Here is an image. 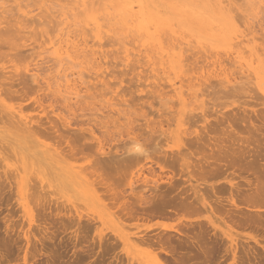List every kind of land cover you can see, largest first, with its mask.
<instances>
[{
  "label": "rangeland",
  "instance_id": "1",
  "mask_svg": "<svg viewBox=\"0 0 264 264\" xmlns=\"http://www.w3.org/2000/svg\"><path fill=\"white\" fill-rule=\"evenodd\" d=\"M128 1L0 0V176L5 171L0 177V264H23L25 258L28 264H158L160 260L166 264H237L228 247L230 234L238 245V256L243 248L239 258L244 260L239 259L238 264H264V0H258L262 6L259 10L255 9L257 0L228 1L227 10H231L227 14L215 8L214 0H131L156 24L173 26L174 33L168 28L157 34L178 46L180 60L176 62L183 66V73L178 75L185 78L180 79L183 83L188 79L182 88L184 101L171 87L170 73L160 71L153 63L158 59L143 57L142 44L148 42L138 31H108L115 25L112 23L123 28L125 20L130 19ZM193 7H201L208 16H193ZM228 15L235 17L232 28L215 23L229 21ZM97 16H102L105 23L102 40L91 30ZM67 19L79 25L71 26L70 31L82 47L77 52L81 65L75 71H79L76 78L82 76L78 80L84 96L72 102L55 91L54 83V88L47 89L46 85L56 81L59 66L51 53L58 41L56 34H61L59 28L66 27ZM202 21L205 25L200 24ZM81 27L87 33L83 37ZM234 34L239 37L234 38ZM39 43L42 48H38ZM40 50L45 51L42 57L38 56L40 52L35 54ZM14 51L24 57L19 58ZM82 61H86L84 67ZM15 62L23 76L13 72L11 64ZM199 73L206 75L200 79ZM189 79L195 81L190 83ZM182 131L187 134L182 136V153L177 154L174 137ZM131 137L145 143L141 157L130 149ZM41 146L48 154L39 150ZM44 154L46 159H41ZM80 166L93 169L91 174L97 172L89 179L90 170L84 171L88 180L100 174V180L108 184L99 180L95 185L97 179L88 185V191L77 186L65 170H57ZM150 168L156 169L155 175ZM150 179L160 180L151 183ZM114 191L119 196L129 194L127 198L136 207L133 212L120 208ZM135 192L146 195L150 204L138 203L141 200ZM232 200L240 205H233ZM181 201L192 202L194 207L176 208ZM243 212L259 213L260 223L238 225L240 217L245 219ZM196 221H202L201 226ZM26 232L32 233L27 244ZM166 233L170 240L173 236L168 243ZM140 236L144 239L138 241Z\"/></svg>",
  "mask_w": 264,
  "mask_h": 264
},
{
  "label": "bare ground",
  "instance_id": "2",
  "mask_svg": "<svg viewBox=\"0 0 264 264\" xmlns=\"http://www.w3.org/2000/svg\"><path fill=\"white\" fill-rule=\"evenodd\" d=\"M179 1V0H178ZM184 1H186V0H181L180 2H184ZM214 1H216L215 3L217 4V6L215 7L220 13H222V14H227V12H228V10H227V5H226V3L228 2V1H231V0H214ZM237 1H239V0H237ZM248 1V0H247ZM263 1V0H262ZM122 2V1H121ZM236 2V1H235ZM257 2H258V0H257ZM244 3H246V2H244ZM248 3V2H247ZM214 4V3H213ZM126 5H127V8L129 9L130 8V12H131V17H130V19H127V20H125L126 22H125V25H124V27L123 28H121V27H117V26H115L116 25V23L117 22H115V23H112V24H115V25H113V27H111V28H109L108 29V31L110 32V33H112V32H115L116 34H119L120 32H123V31H130V33H131V31H133V30H136V31H138L139 33H140V38H145V40H144V42H148L147 44H145V43H143L142 44V47H144L143 49H142V55H144L143 57L145 58V57H148V58H150L151 57V60H155V59H158L157 61H153V63L155 64V65H157V68L160 70V71H162V72H169L170 73V76H172L173 77V83H172V88H173V90L176 92V94L178 95V98L179 99H181V100H185V98H183V95L185 96V94H184V92L182 91V88H183V84L184 83H186L187 82V80H184V81H186V82H182L180 79L182 78V77H179V75L178 74H180V73H183V71H181V68L183 67L181 64H182V62H181V64H179V63H177L176 61H178V59L180 58V55L178 54H176V49L178 48V46L177 47H174V44H173V42H172V40L171 39H169L168 38V40H169V42L167 41V38H166V36H165V38L162 36V38H163V40L161 39V36H160V34H157V33H160V31H162L163 29L166 31V30H168V28H170L169 30L170 31H174V29H173V26L171 25V24H168V23H165V25L167 26V28L166 27H164V26H161V25H159V24H156V21L155 20H152V18L151 17H148L146 14H145V12H143L142 10L143 9H140V6L138 5V3H134V2H131V0L130 1H128L127 3H126ZM224 5H226V6H224ZM239 5V4H238ZM251 5V7H252V4H250ZM254 5H255V3H254ZM254 5H253V7H254ZM261 5H264V4H261ZM121 6H122V4H121ZM125 6V5H124ZM124 6H122V7H124ZM241 7V6H240ZM260 7H262V6H259V2H258V5L256 4L255 5V9L257 8L258 10L260 9ZM125 8H126V6L124 7V10H125ZM126 8V9H127ZM196 8H198V7H196ZM201 8V7H200ZM200 8L198 9V10H196V9H194V7H193V10L192 9H190V13L193 15V16H199V17H201V15H203L204 16V14L206 15V16H208L207 14H206V12H204V14H203V12H202V10H200ZM122 9V8H121ZM245 9H246V7H245ZM256 9V10H257ZM262 9V8H261ZM264 9V8H263ZM262 9V10H263ZM123 10V9H122ZM225 10H227V11H225ZM231 10V9H230ZM230 10H229V12L228 13H230ZM248 9H246V11H247ZM184 11V10H183ZM215 11V10H214ZM217 11V12H218ZM233 11V10H232ZM236 11V10H235ZM249 11V10H248ZM234 12V11H233ZM52 13V12H51ZM67 13V12H66ZM189 13V12H188ZM220 13H218V14H220ZM256 13V12H255ZM111 14V13H110ZM126 14V13H125ZM251 14V13H250ZM259 14V13H258ZM261 14V13H260ZM50 15V14H49ZM96 15V14H95ZM124 15V14H123ZM213 15V14H212ZM46 16L48 17V15L46 14ZM58 16V15H57ZM99 16V15H98ZM96 17V18H94L92 21V28H91V30H92V32H94L95 33V36L96 37H98L99 38V40H102L103 39V37L105 36V35H103V32H105V30H104V27H105V23H104V21L102 22L101 21V17L102 16H100V17ZM108 16V15H107ZM106 16V17H107ZM136 16V17H135ZM186 16V15H185ZM229 16V15H228ZM232 17H233V15H231ZM231 16H229V21H224V22H220V21H215V23L216 24H218V23H221V25H224L225 27H227V28H232V26L234 25V18L235 17H231ZM238 16V15H237ZM253 16H254V14H253ZM256 16V15H255ZM254 16V17H255ZM259 16V15H258ZM51 17V16H50ZM70 17H72V16H70ZM123 17V16H122ZM129 17V16H128ZM227 17V16H226ZM254 17H252V18H254ZM257 17V16H256ZM49 18V17H48ZM74 18V17H73ZM109 18V17H108ZM127 18V17H126ZM187 18H188V16H187ZM190 18V17H189ZM207 18V17H206ZM261 18V17H260ZM65 19V18H64ZM71 19V18H70ZM75 19V21H76V18H74ZM196 19H198V18H196ZM52 20H54V19H52ZM52 20H50V21H52ZM109 20H110V18H109ZM108 20V21H109ZM189 20V19H188ZM200 20V19H199ZM198 20V21H199ZM255 20V19H254ZM253 20V21H254ZM60 21V20H59ZM58 21V22H59ZM66 22H67V25H66V27H63V28H59V32H61V34H56L57 36H58V38H57V42L54 40V38H53V40L57 43H55L54 42V44H56V46L54 45L53 46V50H52V52L53 53H51V52H49V53H51V54H55V56H56V61H57V64H58V66L59 67H57L58 68V70H57V74H56V78H54V80L56 79V81H52V82H50V81H48V84H46L47 85V89H48V87H52L53 86V83H54V85H56L57 86V89L55 90V91H58V92H60V93H63L62 95H64L65 94V96H64V100L66 101V99H68L70 102H72L71 101V99H75V98H79V99H81L84 95H81V94H84V93H82L83 92V88H80V85H81V83H80V81L78 80V78H80L81 79V75L79 74V76H78V78H76V76H77V73L79 72V71H75V68L76 69H78V66L79 65H81V63H79L78 62V58L81 56V54H78L77 52L82 48L81 46V48L79 47V44L77 43V42H75V37L74 36H72V32L70 31V28H71V26H72V28L74 27L73 25H75V26H77L75 23L76 22H74V23H72V22H68L69 20L67 19V20H65ZM64 21V22H65ZM111 21V20H110ZM116 21H118V20H116ZM55 22V21H54ZM58 22H57V24H58ZM123 22V21H122ZM10 23V22H9ZM51 23V22H50ZM60 23V22H59ZM78 23V22H77ZM110 23V24H111ZM120 23V22H119ZM256 23V22H255ZM66 24V23H65ZM91 24V23H90ZM200 24H203V25H205V23L202 21ZM59 25V24H58ZM81 25V24H80ZM108 25V24H107ZM117 25H118V23H117ZM122 25V24H121ZM57 26V25H56ZM60 26V25H59ZM111 26V25H110ZM115 26V27H114ZM77 27H79V25L77 26ZM85 27V26H84ZM107 27V26H106ZM224 27V28H225ZM18 28V27H17ZM71 28V29H72ZM222 28H223V26H222ZM4 29V28H3ZM9 29H11V28H9L8 27V30ZM18 29H20V28H18ZM81 31H80V35L82 36V35H84L86 32H84L83 31V27H81ZM221 29V28H220ZM236 29L237 28H234L233 27V30L234 31H236ZM11 30H13V29H11ZM85 30V29H84ZM222 30H224V29H222ZM225 30H227V29H225ZM75 31V30H74ZM1 32V31H0ZM9 32V31H8ZM11 32H13V31H11ZM76 32H78V31H76ZM177 32H178V30H177ZM181 32V31H180ZM13 33H15V32H13ZM18 33H19V30H18ZM129 33V32H128ZM174 33V32H173ZM175 33H176V30H175ZM20 34V33H19ZM33 34L34 35H36L34 32H33ZM75 34V33H74ZM87 34V33H86ZM156 34H157V36H156ZM163 34H164V32H163ZM168 34V33H167ZM181 34H182V32H181ZM14 35L15 34H13L12 36L14 37ZM56 35H53V36H56ZM60 35V36H59ZM79 35V36H80ZM120 35H122V34H120ZM164 35H166V34H164ZM178 35L180 36V33H178ZM188 35V34H187ZM235 35V34H234ZM237 35V34H236ZM235 35V36H236ZM17 36V35H16ZM56 36V37H57ZM77 36V35H76ZM124 36H125V34H124ZM177 36V35H176ZM178 36V37H179ZM233 36V35H232ZM234 36V38H238L239 37V35H237L236 37ZM19 37H20V35H19ZM21 37H23V35L21 36ZM55 37V38H56ZM83 37V36H82ZM122 37V36H121ZM173 37V36H172ZM171 37V38H172ZM12 38V37H11ZM24 38H26V37H24ZM35 38H37L36 36H35ZM15 39H20V38H15ZM23 39V38H22ZM82 39V38H81ZM134 39V38H133ZM233 39V38H232ZM12 40H14L13 38H12ZM24 40V39H23ZM34 40H36V41H38L39 39H34ZM53 40H50V44L51 43H53L52 41ZM84 39H82V41H83ZM179 40V39H178ZM177 40V41H178ZM20 41V40H19ZM18 41V42H19ZM27 41V40H26ZM45 41V40H44ZM81 41V40H80ZM97 41V40H96ZM138 41V40H137ZM141 41L142 40H140V41H138V42H140L141 43ZM166 41V42H165ZM176 41V40H175ZM16 42V41H15ZM131 42V41H130ZM178 42H180V41H178ZM194 42V41H193ZM21 43V42H20ZM37 43V42H36ZM42 44H44L43 42H41ZM41 43H39L38 44V48H40L41 47ZM46 43V42H45ZM80 43V42H79ZM83 43V42H82ZM81 43V44H82ZM84 43H85V45H87V43H86V40H84ZM181 43V42H180ZM29 44V43H28ZM33 44V43H32ZM186 44V43H185ZM207 44V43H206ZM242 44V43H241ZM14 46H15V43L13 44ZM20 45V44H19ZM23 45H25L24 43H23ZM34 45H36L37 46V44H34ZM21 46H22V44H21ZM20 46V48H23V47H21ZM29 46V45H28ZM43 46V45H42ZM52 46V45H51ZM50 46V47H51ZM88 46H91V45H89L88 44ZM96 46V45H95ZM26 47V46H25ZM25 47L23 48V49H25ZM35 47V46H34ZM33 47V48H34ZM123 47V46H122ZM197 47V46H196ZM236 47H239L238 45L236 46ZM242 47V46H241ZM42 48V47H41ZM44 48V47H43ZM47 48V47H46ZM83 48H85V47H83ZM186 48V47H185ZM205 48V47H204ZM14 49V48H13ZM17 49V48H16ZM50 49V48H49ZM91 49H93V48H91ZM183 49H184V47H183ZM186 49H189V48H186ZM186 49H185V51H186ZM228 49V48H227ZM34 50V49H33ZM36 50V49H35ZM43 50V49H42ZM86 49H82V52H84ZM120 50V49H119ZM192 50V49H191ZM243 50V49H242ZM37 51V50H36ZM90 51H92V50H90ZM130 51V50H129ZM190 51V50H189ZM193 51V50H192ZM232 51V50H231ZM230 51V52H231ZM15 52V51H14ZM32 52V51H31ZM40 52V54H38ZM41 52H43V51H38L37 53H35V54H38V56H41L42 57V54H45V51L43 52V53H41ZM47 52V51H46ZM87 52V51H86ZM96 52H98V51H96ZM120 52V51H119ZM188 52V51H187ZM186 52V53H187ZM200 52V51H199ZM224 52V51H223ZM242 52V51H241ZM15 53H17V52H15ZM28 53V52H27ZM33 53V52H32ZM129 53V52H128ZM186 53H184V51H183V54H186ZM225 53V52H224ZM244 53V52H243ZM254 53V52H253ZM9 54V53H8ZM11 54H12V52H11ZM99 54V53H98ZM133 54V53H132ZM195 54H198V52L197 53H195ZM246 54V53H245ZM16 55V54H15ZM17 55H18V57L19 58H22V56H23V54H21L22 56H19V54L17 53ZM91 55V54H90ZM102 55V54H101ZM128 55H130V54H128ZM140 55V54H139ZM213 55H215V52H214V54H212V56ZM13 56V55H12ZM84 56V58H85V55H83ZM87 56V55H86ZM133 56V55H132ZM188 56V55H187ZM187 56H185V57H187ZM193 56H195V55H193ZM197 56V55H196ZM203 56V55H202ZM207 56V55H206ZM225 56V55H224ZM10 57V56H9ZM15 57H17V56H15ZM24 57V56H23ZM36 57V56H35ZM53 57V56H52ZM96 57V56H95ZM99 57V56H98ZM178 57V58H177ZM204 57H205V54H204ZM208 57V56H207ZM215 57H216V55L214 56V59H215ZM19 58H17V60L19 59ZM189 58H191V59H193V57H190L189 56ZM209 58H211L212 59V57H209ZM11 59V58H10ZM14 59V57L12 58V60ZM32 59H34V58H32ZM100 59V58H99ZM187 59V58H186ZM186 59H185V61H186ZM190 59V60H191ZM213 59V60H214ZM16 60V59H15ZM24 60V59H23ZM22 59L20 60V62H22L23 61ZM35 60V59H34ZM54 60V59H53ZM81 60V59H80ZM84 60H86V59H84ZM83 60V61H84ZM101 60V59H100ZM147 60H149V59H147ZM180 60V59H179ZM254 60V59H253ZM14 61V60H13ZM19 61V60H18ZM82 61V62H83ZM88 61V60H87ZM92 61V60H91ZM131 61H132V59H131ZM135 61V60H134ZM182 61V60H181ZM189 61V59L187 60V62ZM201 61V60H200ZM199 61V64L201 65L202 63ZM222 61V60H221ZM224 61V60H223ZM12 62V61H11ZM102 62V61H101ZM150 62V61H149ZM186 62V63H187ZM208 62V61H207ZM242 62V61H241ZM9 63V62H8ZM84 63L86 64V61L85 62H83V67H84ZM87 63H89V62H87ZM100 63V62H99ZM193 63H194V61H193ZM204 63H205V60H204ZM204 63H203V66L205 67V65H204ZM210 63V62H209ZM217 64V62H214L213 64ZM221 63V62H220ZM223 63V62H222ZM15 64L16 65H14V63L13 64H11V65H13L12 67L14 68H12L13 69V72H19L21 69L17 66L18 64L15 62ZM22 64H23V62H22ZM131 64V63H130ZM195 64V63H194ZM193 64V65H194ZM219 64V63H218ZM252 65H253V62L251 63ZM186 66H187V64H185ZM199 65V66H200ZM16 68H15V67ZM86 66V65H85ZM97 66V65H96ZM198 66V65H197ZM208 66H212V64L210 63V65H208ZM217 66V65H216ZM221 66L222 65H220L219 66V68H221ZM9 67V66H8ZM25 68H27V66H24ZM92 67V66H91ZM191 67V66H190ZM195 67V68H194ZM194 67H192V68H194V70L197 68L196 66H194ZM201 67H202V65H201ZM207 67V66H206ZM9 68H11V67H9ZM102 68V67H101ZM192 68H191V70H192ZM210 68V67H209ZM248 68V67H247ZM20 69V70H19ZM89 69H90V66H89ZM88 69V70H89ZM93 69V68H92ZM92 69H90L91 71H92ZM153 69H154V67H153ZM199 69H201V68H198V70L197 71H201V70H199ZM207 69H208V67H207ZM206 69V71H208ZM15 70H17V71H15ZM28 70V69H27ZM29 70H32L33 71V69H30L29 68ZM28 70V71H29ZM186 70H189L188 68L187 69H185V71ZM189 71L188 73L190 74V72H192V71ZM56 71V70H55ZM95 71V70H94ZM215 72H216V70H214ZM34 72H35V70H34ZM37 72V71H36ZM38 72H40V71H38ZM46 72V71H45ZM202 72V71H201ZM256 72V71H255ZM19 73H21V75H22V71L21 72H19ZM218 73H219V71H218ZM227 73V72H226ZM233 73V72H232ZM6 74V73H5ZM84 74H85V72H84ZM94 74V73H93ZM101 74V73H100ZM25 75V74H24ZM97 75V74H96ZM206 75V74H205ZM203 73L202 74H198L197 76L200 78V77H204L205 76ZM208 75V74H207ZM246 75V74H245ZM251 75V74H250ZM10 76V75H9ZM8 76V78H11V79H13L14 77L13 76H11V77H9ZM23 76V75H22ZM193 76V75H192ZM251 76H253V75H251ZM7 77V76H6ZM13 77V78H12ZM26 77V76H25ZM24 77V78H25ZM32 77H36V75L34 76V75H32ZM85 77V76H84ZM89 77V76H88ZM96 77V76H95ZM101 77V76H100ZM166 79L169 77V76H167L166 74H165V76H164ZM172 77H170V78H172ZM246 77H247V75H246ZM98 78V77H97ZM159 78H163V77H159ZM164 78V79H165ZM222 78V77H221ZM253 78V77H252ZM27 79V77L25 78V80ZM164 79H163V81H164ZM169 79V78H168ZM182 79H185V78H182ZM193 79H195V76L193 77ZM193 79H189L190 80V83L191 82H193V81H195V80H193ZM201 79V78H200ZM199 79V80H200ZM225 79V78H224ZM229 80H227L229 83H230V79L231 78H228ZM235 79V78H234ZM10 80V79H9ZM36 80H37V77H36ZM53 80V79H52ZM222 80V79H221ZM240 80V79H239ZM253 80V79H252ZM14 81V80H13ZM19 81V80H18ZM158 81H160V80H158ZM233 81V80H232ZM10 82V81H9ZM38 82V81H37ZM46 82V81H45ZM164 82H167V80H165ZM226 82V81H225ZM240 82H241V80H240ZM10 83H15V82H10ZM10 83H8L9 85H12V84H10ZM83 83V82H82ZM158 83H160V82H158ZM168 83V82H167ZM235 83V82H234ZM233 83V84H234ZM237 83V82H236ZM18 84H20L19 82H18ZM36 84V83H35ZM26 85V84H25ZM37 85H39V84H36V86ZM44 85V84H43ZM43 85H41L42 87H43ZM45 85V86H46ZM193 84H191V86H192ZM197 85V84H196ZM232 85V84H231ZM13 86H14V84H13ZM15 86H16V83H15ZM26 86H29V85H26ZM31 86H33V85H31ZM185 86H189V85H185ZM191 86H190V88L189 89H192L191 88ZM34 87H35V85H34ZM33 87V88H34ZM38 87H40V86H38ZM55 87V86H54ZM54 87H52V88H54ZM84 87H86L85 85H84ZM159 87V86H158ZM164 87V86H163ZM10 88H11V86H10ZM36 88V87H35ZM87 88V87H86ZM90 88V87H89ZM155 88V87H154ZM37 89L38 88H36V91H37ZM160 89V88H159ZM166 89H168V86H167V88ZM23 90V89H22ZM25 90V89H24ZM54 90V89H53ZM163 90V89H162ZM172 90V89H171ZM87 91H88V89H87ZM159 91H161V89L159 90ZM164 93H166V90L164 89ZM186 91V90H185ZM170 92V91H169ZM163 93V94H164ZM171 93H172V91H171ZM188 93V92H187ZM57 94V93H56ZM90 95H91V93H89ZM161 94V93H160ZM170 93H167V95H169ZM165 95V94H164ZM175 95V94H174ZM187 95H190V94H187ZM82 96V97H81ZM158 96V95H157ZM170 96V95H169ZM39 97V96H38ZM37 97V98H38ZM63 97V96H62ZM43 98V97H42ZM159 98V97H158ZM165 98V97H164ZM36 99V98H35ZM165 99H167V98H165ZM38 100H40V99H38ZM67 100V101H68ZM121 100V99H120ZM75 101V100H74ZM79 101V100H78ZM39 102V101H38ZM174 102V101H173ZM40 103V102H39ZM45 103V102H44ZM38 104V103H37ZM43 104V103H42ZM41 104V106H43V111H47V109H46V106L44 107V104L42 105ZM77 104V103H76ZM121 104V103H120ZM40 105V104H39ZM46 105V104H45ZM49 105V104H48ZM51 106V105H50ZM65 106V105H64ZM52 107V106H51ZM169 109V108H168ZM53 110H55V109H53ZM52 110V112L54 113V111ZM127 110V109H126ZM122 111V110H121ZM41 113V112H40ZM56 113V112H55ZM173 114H174V112H173ZM39 117V116H38ZM37 117V118H38ZM41 117V116H40ZM48 117V116H47ZM172 117V116H171ZM174 117V116H173ZM44 118V117H43ZM175 118V117H174ZM52 119H54V117L52 118ZM55 121V120H54ZM57 123V122H56ZM169 123H171V122H169ZM179 129V126H177V129L176 130H178ZM3 134H4V132H2ZM122 133V132H121ZM129 134V133H128ZM184 134H187L186 133V131H182V133H179V135H176L175 137H174V142H175V148H174V151L178 154V153H182V152H180V145H181V143L183 142V138H182V136L184 135ZM5 135V134H4ZM131 136V135H130ZM8 137V136H7ZM7 137H5L6 139H7ZM132 138V141L130 142V143H132L133 144V147H131L130 149L131 150H133V151H135V148H136V146L137 145H139L143 150L141 151V152H135V153H133V154H135V155H138L139 157H141L140 155H139V153L141 154V155H143L144 153H145V147L143 148V146L145 145V143L144 144H142L143 142H141V140L140 139H138V137H131ZM131 140V139H130ZM98 142H99V140H98ZM141 142V143H140ZM184 143V142H183ZM182 143V144H183ZM98 145V144H97ZM184 145V144H183ZM105 146V145H104ZM183 146H181V148H182ZM100 148H102V147H100ZM185 148V147H184ZM39 150H41V152H46V150H47V148L45 147V146H41L40 147V149ZM47 154H48V151L46 152ZM45 153V154H46ZM138 153V154H137ZM38 154H40V153H38ZM44 154V156H42L41 157V159L42 158H44V159H46V155ZM133 154H130V155H132L131 156V158L133 157ZM126 157V156H125ZM139 157H137V160H138V158ZM34 158H36V157H34ZM47 158L49 159V157H48V155H47ZM86 158V157H85ZM39 159V158H38ZM84 159V158H83ZM87 159V158H86ZM128 159V158H127ZM79 160V159H78ZM35 161H36V159H35ZM40 161V163L41 164H43L42 162H41V160H39ZM47 161H50V160H47ZM129 161V160H128ZM131 161V160H130ZM133 161V160H132ZM131 161V162H132ZM28 162V161H27ZM134 162V161H133ZM80 163V162H79ZM93 163V162H92ZM28 164H30V162H28ZM88 164V163H87ZM37 165V164H36ZM77 165V164H76ZM88 165H90V164H88ZM93 165H94V163H93ZM96 165V164H95ZM41 166V165H40ZM49 166V165H48ZM47 165H45V167H46V169H48L49 167H51V166H49L48 167ZM86 166V165H85ZM92 166V165H91ZM97 166V165H96ZM95 166V167H96ZM18 167H20V166H18ZM17 167V168H18ZM42 167V166H41ZM44 167V166H43ZM48 167V168H47ZM81 167V169H76V170H74V168H68V167H64V168H61V167H59V169H57V170H60V169H62V172L64 171V173H68V174H70L72 177V181L73 182H75L76 184H77V186H81V187H83L85 190L87 189L88 191H90V189L88 188V185L90 184V183H92V184H94L95 183V181H96V183H95V185L97 184V182H99V180H100V178L99 177H101L102 175H98V177H96L97 179H93V180H88V177L84 174L85 172L84 171H89L90 172V174L89 173H86L87 175L89 174V179H90V177H93L92 175H96L97 174V172L95 173V174H91V171H93V169H87V170H85V169H82V167L83 166H80ZM90 167V166H89ZM95 167H90V168H95ZM0 168H1V166H0ZM14 168V167H13ZM79 168V167H78ZM88 168V167H87ZM97 168V167H96ZM11 169V168H10ZM51 169H52V167H51ZM98 169V168H97ZM151 169V173H154V175H155V171L154 170H156V169H154V170H152V168H150ZM161 169H163V168H161ZM15 170V169H14ZM17 170V169H16ZM28 170H29V168H28ZM21 171V170H20ZM35 171V169L33 170V172ZM87 171V172H88ZM32 172V173H33ZM54 172V171H53ZM100 172H101V170H100ZM99 172V173H100ZM1 173V172H0ZM4 173H5V171L4 172H2V176H4ZM6 173H8V172H6ZM13 173V172H12ZM17 173V172H16ZM35 173V172H34ZM94 173V172H93ZM30 174V173H29ZM37 174V173H36ZM103 174V173H102ZM148 174H150V173H148ZM157 175V174H156ZM162 174H160L159 176H161ZM2 176H0V177H2ZM30 176V175H29ZM53 176V175H52ZM6 177V176H5ZM34 177H37V176H34ZM33 177V178H34ZM103 177V176H102ZM163 177V176H162ZM8 178V177H7ZM19 178V177H18ZM28 178V177H27ZM31 178H32V176H31ZM30 177H29V179H31ZM32 178V179H33ZM147 178H149V177H147ZM146 178V179H147ZM153 178H154V176H153ZM159 178H161V177H159ZM168 178V177H167ZM36 179V178H35ZM57 179H59V178H57ZM102 180H103V178H101ZM162 179V178H161ZM41 180V179H40ZM102 180H100V181H102ZM143 180V179H142ZM151 180V183L152 182H158L160 179H155V180H153V179H150ZM10 181V180H9ZM19 181V180H18ZM36 181V180H35ZM39 181V179L37 180V182ZM144 181H145V179H144ZM144 181H142V182H144ZM145 182H147V181H145ZM163 182V181H162ZM12 183L13 184H15V183H17V181L16 182H14V181H12ZM33 183V182H32ZM35 183V182H34ZM100 183H102V184H108V183H105V181H104V183H103V181L102 182H100ZM160 183V182H159ZM2 184V183H1ZM37 184L38 183H36L35 185L37 186ZM57 184V183H56ZM134 184V183H133ZM146 184V183H145ZM147 184H150V183H147ZM4 185V184H3ZM109 185H110V183H109ZM136 185V184H135ZM7 186V185H6ZM9 186V185H8ZM23 186V185H22ZM39 186V185H38ZM58 186V185H57ZM73 186V185H72ZM132 186V185H131ZM134 186V185H133ZM132 186V188L134 189V187L136 188V186H134L133 187ZM1 187V186H0ZM24 187V186H23ZM110 187V186H109ZM138 187V186H137ZM142 187V186H141ZM4 188H5V186H4ZM10 188V187H9ZM98 188V187H97ZM112 188V187H111ZM110 188V189H111ZM2 190H3V186H2V188H1ZM23 189V188H22ZM107 189V188H106ZM115 189V188H114ZM131 189V188H130ZM13 190H14V187H13ZM108 190V189H107ZM135 191H136V189H134ZM30 191V190H29ZM118 191V190H117ZM140 191V190H139ZM57 192V191H56ZM111 192H112V189H111ZM111 192L109 193V194H111ZM119 192V191H118ZM125 192V191H124ZM93 194H94V192H92ZM117 192H115L114 191V200H116L117 201V203H118V205H120V208L122 209V210H124V211H127V212H129V214L131 213V212H133L134 211V209L136 208V207H134L135 205H133V202L131 203V201L132 200H130L129 201V199H130V197L129 198H127V196L129 195V194H127V196L125 197V196H123L124 194H121V196H119V194L117 195L116 194ZM140 193V192H139ZM25 194V193H24ZM28 194V193H27ZM108 194V195H109ZM137 194H138V192H137ZM1 195V194H0ZM96 195V194H95ZM101 195H103V194H101ZM112 195V194H111ZM134 195H136V192L134 193ZM26 196V195H25ZM31 195H27V197H30ZM110 196V195H109ZM136 196H138V195H136ZM135 196V197H136ZM113 197V196H112ZM138 197H140V202H138V203H141V202H143L144 204L145 203H149L150 202V200L149 201H147L148 199H147V196L146 195H141V193L139 194V196ZM30 199V201H32L31 200V198H29ZM27 202V201H26ZM113 202V201H112ZM37 203V202H36ZM116 203V202H115ZM114 203V204H115ZM135 203V202H134ZM232 203H233V205H236L237 207H238V205H240L239 204V202L238 201H235V200H232ZM252 203V202H251ZM113 204V203H112ZM150 204V203H149ZM247 204V203H246ZM253 204V203H252ZM33 205V204H32ZM35 205V204H34ZM39 205V204H38ZM38 205H36V206H38ZM41 205V204H40ZM117 205V206H118ZM141 205H142V203H141ZM255 205V204H254ZM116 206V205H115ZM34 207V206H33ZM141 207H143V206H141ZM157 207V206H156ZM178 207H181V209L183 208V209H188V208H192V207H194V205L192 204V202H189V201H181V202H179L178 204H176V208H178ZM30 208V207H29ZM119 208V209H120ZM145 208V207H144ZM154 208V207H153ZM240 208V207H239ZM179 209V208H178ZM194 209V208H193ZM242 210V209H241ZM246 212V211H245ZM245 212H243V214L245 213ZM250 212V211H249ZM256 212V211H255ZM258 212V211H257ZM260 212V211H259ZM262 212H260V214H261ZM264 213V212H263ZM259 214V213H258ZM257 213H245L244 214V217L243 218H245V219H242L241 217H240V220H233V221H235V222H237V224L239 223L240 225L243 223V224H249V222L251 223V222H257V223H260V222H258V218H259V215H258ZM262 215V214H261ZM264 215H262V217H263ZM258 217V218H257ZM32 218V217H31ZM242 219V220H241ZM244 220V221H243ZM245 220H246V222H245ZM253 220H257V221H253ZM260 220V219H259ZM247 221H249V222H247ZM263 221V220H262ZM261 221V222H262ZM193 222V221H192ZM190 223V225L191 224H193V223ZM202 223V221H196V223H198V224H200V226H201V223ZM242 222V223H241ZM194 224H195V222H194ZM238 224V225H239ZM241 225V226H244L245 227V225ZM189 225V226H190ZM247 226V225H246ZM195 227V226H194ZM192 228V227H191ZM198 228V227H197ZM239 228V227H238ZM241 228V227H240ZM247 228V227H246ZM249 228V227H248ZM176 229V228H175ZM23 231V230H22ZM27 231V230H26ZM31 231V230H30ZM150 231H152V230H150ZM149 231V232H150ZM155 231V230H154ZM165 231V230H164ZM163 230H162V233L164 232ZM177 231H179V230H177ZM202 231H205V230H202ZM169 232V231H168ZM184 232H185V230H184ZM206 232H208L207 230H206ZM209 232H210V230H209ZM216 232H218V231H216ZM29 233V232H28ZM151 233V232H150ZM157 233H161V231L160 232H157ZM172 233V232H171ZM22 234V233H21ZM147 234V233H146ZM156 234V233H155ZM153 235L154 237L156 236V235ZM167 234V240H166V242L168 243V233H166ZM170 234V233H169ZM174 234V233H173ZM216 234V233H215ZM30 235H32V233L30 234ZM30 235L29 234H27V232H26V234H25V239H26V244H27V242H30ZM145 235V234H144ZM148 235L149 234H147V237H148ZM188 235V234H187ZM218 235V234H217ZM231 235V234H230ZM228 236L229 237V240H227L229 243H230V246H228L230 249H231V251H232V257H234L235 259H236V263L238 264L239 263V259L240 260H242V257L241 258H239L240 257V255L241 254H243V253H241V252H243L242 251V249H241V251H240V255L238 256V250H237V244L235 243V241L236 240H234V238H232L231 236ZM146 236V235H145ZM159 236H160V234H159ZM158 236V234H157V237H159ZM162 236V235H161ZM215 236V235H214ZM146 237V238H147ZM169 237H170V235H169ZM151 238H152V236H151ZM156 238V237H155ZM161 238V237H160ZM160 238H158V239H160ZM165 238V237H164ZM139 240L138 241H140V240H142V239H144V237L142 238V236H140L139 238H138ZM153 239V238H152ZM151 239V240H152ZM172 239H173V236H172ZM171 239V240H172ZM150 240V239H149ZM161 240H163V238L161 239ZM161 240L159 241V242H161ZM170 240V239H169ZM170 240V241H171ZM226 240V239H225ZM31 241H33V239L31 240ZM125 241H128V242H130V240L126 237L125 238ZM135 241V240H134ZM169 241V242H170ZM226 241V242H227ZM151 242V241H150ZM165 242V241H164ZM164 242H162L163 244H164ZM165 242V243H166ZM239 243V242H238ZM32 244V243H31ZM162 244V245H163ZM168 246V245H167ZM172 247V246H171ZM169 249H170V247H168ZM23 249H24V246H23ZM239 249V248H238ZM246 249V248H245ZM165 250V249H164ZM174 250V249H173ZM168 251V250H167ZM170 251V250H169ZM168 253V252H167ZM245 254H247V253H245ZM242 256V255H241ZM244 256V255H243ZM26 257V256H25ZM175 257V256H174ZM176 259H177V256H176ZM244 260V259H243ZM242 260V261H243ZM158 262V264H166V263H164L163 261H157ZM143 263V262H142ZM23 264H28L27 263V261H26V258L24 259V262H23ZM147 264V263H146ZM157 264V263H156ZM179 264V263H178Z\"/></svg>",
  "mask_w": 264,
  "mask_h": 264
},
{
  "label": "snow or ice",
  "instance_id": "3",
  "mask_svg": "<svg viewBox=\"0 0 264 264\" xmlns=\"http://www.w3.org/2000/svg\"><path fill=\"white\" fill-rule=\"evenodd\" d=\"M261 90L264 91V88H262ZM142 150L143 149L139 145H137L136 148H135L136 152H141ZM97 264H98V262H97Z\"/></svg>",
  "mask_w": 264,
  "mask_h": 264
}]
</instances>
